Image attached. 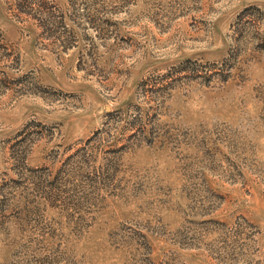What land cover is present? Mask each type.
<instances>
[{"label": "rangeland", "instance_id": "374dc122", "mask_svg": "<svg viewBox=\"0 0 264 264\" xmlns=\"http://www.w3.org/2000/svg\"><path fill=\"white\" fill-rule=\"evenodd\" d=\"M0 264H264V0H0Z\"/></svg>", "mask_w": 264, "mask_h": 264}]
</instances>
